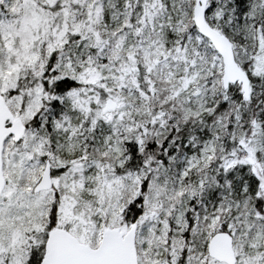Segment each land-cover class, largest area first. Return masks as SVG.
Here are the masks:
<instances>
[{"label":"snow or ice","instance_id":"snow-or-ice-1","mask_svg":"<svg viewBox=\"0 0 264 264\" xmlns=\"http://www.w3.org/2000/svg\"><path fill=\"white\" fill-rule=\"evenodd\" d=\"M0 264H264V0H0Z\"/></svg>","mask_w":264,"mask_h":264}]
</instances>
